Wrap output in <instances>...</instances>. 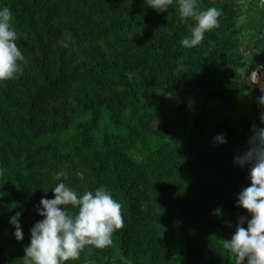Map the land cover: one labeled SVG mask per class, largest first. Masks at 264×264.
Returning <instances> with one entry per match:
<instances>
[{"label":"rangeland","instance_id":"1","mask_svg":"<svg viewBox=\"0 0 264 264\" xmlns=\"http://www.w3.org/2000/svg\"><path fill=\"white\" fill-rule=\"evenodd\" d=\"M198 3L202 10L216 7L222 15L218 18L219 26L206 32L204 40L193 48L179 43L184 32L190 34L187 26L195 21L180 19L178 0H173L164 12L148 7L145 0H55L50 3L53 11L46 24L49 30L53 27L49 33L38 30L36 40L28 35L21 39L22 34L17 30L16 42L25 61L22 74L0 81V170L28 152L30 142L43 132L67 126L78 114L75 113L78 108L73 110L72 107L52 111L34 107L33 98L44 80L30 76L31 69L29 71L27 65L33 58L42 62L49 51H53V74L65 65L90 66L91 58L112 61L114 69L106 75L99 72L86 75L88 89L82 95L95 101L112 98L111 87L131 80L120 68L123 62L166 60L175 66V71L153 74V85L141 90L140 98L153 104L151 108L161 106L165 111L179 112V123L172 120L166 124L163 121L152 123L153 129L163 135V141L147 164L135 154L99 152L88 157L87 168L64 170L67 178L61 177L50 188L39 189L33 179H23L19 191H10L5 196V190H1L0 206L8 204L14 214L22 212L20 222L29 242L30 229L43 219L37 214L36 206L42 197L54 198L52 188L63 181L78 192L94 191L100 186L111 190L122 204L124 221L113 237L121 235L131 221L130 202H134L136 216L141 220L135 233L125 239L122 247L112 241L106 248H93L91 253L126 264H235L234 255L223 247L224 241L215 236L220 226L231 218L232 211L220 217H208L204 212L216 203L215 199L237 207V197L213 177L182 184L167 181L153 169L154 164L164 160H168L170 166L174 162L211 161L222 167L240 188L250 184L247 168L234 166L233 158L246 150L251 131L239 140L235 135L241 129L238 123L243 118L260 123L264 106L258 103L259 92L250 84V90L257 91L259 97L235 96L192 82L239 80L250 83V75L256 67L264 68V0H198ZM72 35L78 38H71L75 37ZM80 36H95L99 41L78 47ZM174 36L178 46L170 61L159 50ZM64 38L69 42L68 52L58 48ZM230 117L236 121L229 126L231 135L227 143L214 146L213 136ZM79 123L78 119L74 122L72 133L79 132L76 127L83 128ZM67 207L71 212L76 211L71 205ZM151 209L160 218L157 225L142 222ZM175 223L185 224V236L170 237ZM233 233L225 240H230ZM66 264H77V260Z\"/></svg>","mask_w":264,"mask_h":264},{"label":"trees","instance_id":"2","mask_svg":"<svg viewBox=\"0 0 264 264\" xmlns=\"http://www.w3.org/2000/svg\"><path fill=\"white\" fill-rule=\"evenodd\" d=\"M51 1L55 0H0V7L7 6L11 9L14 17V27L18 30L22 37L37 39L38 30L51 31L47 29V21L51 19L52 7ZM47 19V20H46ZM195 23L188 25L189 30ZM129 27L130 23H128ZM132 31V30H131ZM183 32V31H182ZM190 32V31H189ZM25 35V36H24ZM184 35H187V33ZM78 38L77 35H72ZM68 37V39H71ZM99 38L95 36H80L77 40V46H85L98 42ZM61 42L58 48L64 52L69 50V42L67 38ZM175 36L167 40L161 52H164V57L167 60H172V52L178 46ZM68 45V48L67 46ZM50 49V48H49ZM158 51V52H159ZM53 51L46 52L42 62L33 58L32 62L27 65L31 69L29 75L36 76L39 80H44L43 86L37 92L34 101V107H41L42 110H54L58 107H72L76 111V118L67 126L57 127L53 130L45 131L32 140L29 144V151L22 157L16 159L5 170H0V191L5 190V196L10 191H19L21 189L20 182L23 179H33L36 182V187L41 189L50 188L57 180L55 173L64 171L73 167L87 168V159L99 152L118 151L127 154H135L142 159L146 164L153 158L157 152V146L163 141V135L153 129L152 123L155 121H163L165 124L172 120L179 123V112L165 111L161 106L151 108L148 100H141V90L151 87L154 81L153 74L164 75L173 73L175 66L160 60L157 62L150 61H128L123 62L120 67L128 74V79L122 81L123 84H117L111 87V92L114 94L112 98L105 100H90L87 96H83L82 92L88 89L87 74L101 73L106 75L111 68L112 61L97 57L91 58V64L61 67L56 74H53L54 64L52 62ZM90 67V68H88ZM193 84L209 85L216 87L224 94L242 96L245 94L255 95L259 97L257 91L250 90V83L229 80V81H201L194 80ZM201 109V108H200ZM202 111L205 107H202ZM198 111V110H197ZM79 120L78 125L83 128L72 133V125L76 120ZM236 120L228 118L220 129L215 133L213 138L220 133L230 137L229 126ZM238 122V121H237ZM239 129L236 133L237 139L245 136L249 132L254 122L250 118L239 120ZM71 131V133H70ZM67 134V137L60 138L62 134ZM218 145V144H217ZM168 166V169L164 168ZM153 169L160 176H163L167 181L180 182L182 184H191L203 177H213L219 183L225 185L233 196L238 197L242 190L235 180L219 165L211 161H184L174 162L171 166L168 160L159 164H154ZM216 203L208 206L204 212L208 217H217L214 215V210L222 209V215L232 211V216L220 226L216 233V238L225 240L228 234L235 231V224L238 217L248 215L245 209L228 205L218 199ZM131 221L122 230L121 235L112 237V241L118 246H123L125 239L131 237L135 233V228L141 222L136 216L134 210V202H130ZM11 206V205H10ZM0 206V264H26L24 249L30 242L25 235L24 240L18 241L15 236V228L10 224V217L14 216L12 207ZM154 210L151 209L145 217L143 223L159 224L160 218L154 215ZM220 217V216H218ZM21 221V219H20ZM148 221V222H147ZM185 224L175 223L174 228L169 232L171 238H176L178 235L186 234ZM187 254L191 261V251L188 249ZM77 264H126L122 260H115L96 252L89 253L83 251L77 259Z\"/></svg>","mask_w":264,"mask_h":264},{"label":"clouds","instance_id":"3","mask_svg":"<svg viewBox=\"0 0 264 264\" xmlns=\"http://www.w3.org/2000/svg\"><path fill=\"white\" fill-rule=\"evenodd\" d=\"M148 7L158 12L168 10L173 0H145ZM180 19L192 18L195 24L190 34L179 41L185 48L198 46L204 34L219 26L218 18L222 11L216 7L202 10L198 0H178ZM18 33L14 27V17L9 7H0V81L16 78L23 73L25 57L17 45ZM63 43V41H62ZM67 46V45H65ZM264 106V96L258 98ZM264 113L260 123L251 126L247 148L234 156L233 165L247 168L250 184L238 194L236 206L246 210L248 215L238 217L235 231L230 240H224L223 247L234 255L235 264H264ZM227 143L226 134L213 138L216 144ZM67 178V173L57 171L55 178ZM45 192V191H44ZM52 192L54 198L42 197L36 212L43 219L30 229V244L25 247L26 264H66L79 259L81 253L93 248L103 249L112 244L116 230L122 228V204L105 186L94 191L78 192L63 181L57 183ZM47 193V192H45ZM71 205L75 212L67 206ZM221 216L222 209L214 210ZM17 211L10 217L14 226V236L24 240L20 218ZM246 225V227H245Z\"/></svg>","mask_w":264,"mask_h":264},{"label":"built area","instance_id":"4","mask_svg":"<svg viewBox=\"0 0 264 264\" xmlns=\"http://www.w3.org/2000/svg\"><path fill=\"white\" fill-rule=\"evenodd\" d=\"M250 84L259 92L260 96H264V68L257 66L251 73L249 78Z\"/></svg>","mask_w":264,"mask_h":264}]
</instances>
